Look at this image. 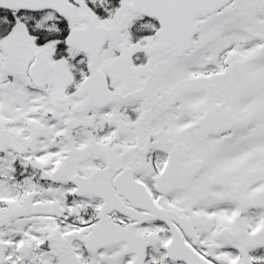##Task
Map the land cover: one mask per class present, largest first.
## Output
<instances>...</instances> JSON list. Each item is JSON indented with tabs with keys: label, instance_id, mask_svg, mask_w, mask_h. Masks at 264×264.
Instances as JSON below:
<instances>
[{
	"label": "snow or ice",
	"instance_id": "snow-or-ice-1",
	"mask_svg": "<svg viewBox=\"0 0 264 264\" xmlns=\"http://www.w3.org/2000/svg\"><path fill=\"white\" fill-rule=\"evenodd\" d=\"M0 264H264V0H0Z\"/></svg>",
	"mask_w": 264,
	"mask_h": 264
}]
</instances>
